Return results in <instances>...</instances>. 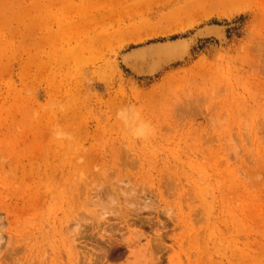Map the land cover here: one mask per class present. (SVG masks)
I'll list each match as a JSON object with an SVG mask.
<instances>
[{
    "label": "rangeland",
    "instance_id": "1",
    "mask_svg": "<svg viewBox=\"0 0 264 264\" xmlns=\"http://www.w3.org/2000/svg\"><path fill=\"white\" fill-rule=\"evenodd\" d=\"M0 264H264V0H0Z\"/></svg>",
    "mask_w": 264,
    "mask_h": 264
},
{
    "label": "bare ground",
    "instance_id": "2",
    "mask_svg": "<svg viewBox=\"0 0 264 264\" xmlns=\"http://www.w3.org/2000/svg\"><path fill=\"white\" fill-rule=\"evenodd\" d=\"M150 26V25H149ZM146 27V26H145ZM214 27V26H213ZM139 28V27H138ZM138 30V29H137ZM214 30V29H213ZM134 31V30H133ZM152 31V30H151ZM210 31V30H209ZM154 32V31H153ZM222 35V34H221ZM223 36V35H222ZM224 37V36H223ZM193 42V41H192ZM159 43V42H158ZM190 44L189 42L187 41H174V42H168V43H165V44H157V45H150V46H147L146 47H141V48H138V49H134L133 51L129 52V53H126V55H124L123 57V62L128 65V67H131L132 70H134L135 72L137 73H143L142 71H145L149 74H151L152 72H155L156 70H160V68L164 65V64H167L170 62L173 63V60H178V59H181L183 58L187 53H189V48H190ZM176 60V62H177ZM260 62V61H259ZM163 68V67H162ZM156 73V72H155ZM148 75V74H147ZM103 82V81H102ZM160 101V100H159ZM158 101V102H159ZM201 101V99H200ZM199 102V100H198ZM202 102V101H201ZM199 102V103H201ZM194 103V102H193ZM255 105V104H254ZM224 106V105H223ZM221 111V110H220ZM165 113V112H164ZM228 116V115H227ZM177 117V116H176ZM219 118V117H218ZM176 124V123H175ZM204 134V133H203ZM205 136V135H203ZM254 136V135H253ZM257 138V137H256ZM253 143V142H252ZM130 152V151H129ZM125 154V153H124ZM121 158V157H120ZM122 160H125V159H122ZM135 161V160H134ZM123 163V161H122ZM119 164V163H118ZM126 164V163H123V165ZM133 164V163H132ZM131 164V165H132ZM114 165V164H113ZM112 165V166H113ZM130 165V163H129ZM135 165V163H134ZM123 167V166H122ZM126 167V166H125ZM134 167V166H133ZM131 168V167H130ZM134 173V172H133ZM106 177V176H105ZM106 180V179H105ZM107 182V181H106ZM120 182V181H119ZM106 184V183H105ZM115 184V183H114ZM102 185H100L99 187H97L98 189L101 188ZM108 186V185H107ZM110 186V185H109ZM108 186V187H109ZM135 187V186H134ZM106 188V187H105ZM112 188V187H111ZM130 188V186H129ZM96 189V188H95ZM109 189V188H107ZM113 190V189H112ZM119 190V189H118ZM125 190H129V189H125ZM124 190V191H125ZM131 191H134L135 189H131ZM108 191V190H107ZM123 191V190H122ZM103 192V191H101ZM106 192V190L104 191ZM110 192V191H108ZM121 192V191H120ZM123 193V192H122ZM132 193V192H131ZM104 194V193H103ZM110 194V193H109ZM108 194V195H109ZM115 194V193H114ZM120 194V193H119ZM134 194V193H133ZM132 194V195H133ZM98 195V194H97ZM124 195H126V193H124ZM130 195V192L128 194V196ZM131 195V200H133V197ZM138 195V193H137ZM104 196V195H103ZM111 196V195H110ZM109 196V197H110ZM127 196V195H126ZM134 196V195H133ZM98 197H101L100 195ZM114 197V196H113ZM135 197V196H134ZM97 198V197H96ZM95 198V201L97 200ZM115 198V197H114ZM112 199V202H113V198ZM140 199V198H139ZM106 200L108 199H105V202ZM110 200V198H109ZM126 200V199H125ZM130 200V202H131ZM136 201V199H134ZM94 201V199H93ZM99 201V200H98ZM111 201V200H110ZM109 202V201H108ZM107 202V203H108ZM125 202V201H124ZM133 202V201H132ZM93 203V202H92ZM115 203V202H113ZM112 203V206H114ZM129 203V202H128ZM138 203V202H136ZM94 204V203H93ZM102 206L104 205L103 202L101 203ZM110 204V203H109ZM127 204V202H126ZM132 204V203H131ZM131 204L129 205L131 207ZM135 204V203H134ZM145 204V203H144ZM147 204V203H146ZM97 205H99L97 203ZM111 205V204H110ZM109 205V206H110ZM117 205V204H116ZM135 206V205H134ZM133 206V207H134ZM146 206V205H145ZM109 208V207H108ZM118 208V207H117ZM141 208V207H139ZM110 209V208H109ZM110 210H114L113 209H110ZM116 211V209H115ZM111 212V211H110ZM113 212V211H112ZM118 212V211H117ZM112 214V213H111ZM234 216V215H233ZM188 220V219H187ZM37 225V224H36ZM192 234V233H191ZM31 242V241H30ZM22 250V249H21ZM21 252V251H20ZM19 253V252H18ZM31 253V252H30Z\"/></svg>",
    "mask_w": 264,
    "mask_h": 264
},
{
    "label": "clouds",
    "instance_id": "3",
    "mask_svg": "<svg viewBox=\"0 0 264 264\" xmlns=\"http://www.w3.org/2000/svg\"><path fill=\"white\" fill-rule=\"evenodd\" d=\"M61 110L63 107L61 106ZM116 119L121 122L128 136L135 140H148L155 134V129L151 121L144 118L141 110L135 105H126L116 113ZM52 138L54 140H71L70 133L57 125L53 129Z\"/></svg>",
    "mask_w": 264,
    "mask_h": 264
}]
</instances>
